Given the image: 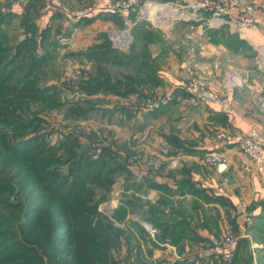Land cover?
Listing matches in <instances>:
<instances>
[{"label":"crops","instance_id":"0c3cea01","mask_svg":"<svg viewBox=\"0 0 264 264\" xmlns=\"http://www.w3.org/2000/svg\"><path fill=\"white\" fill-rule=\"evenodd\" d=\"M200 1L146 0L123 20L105 13L63 39L78 54L109 43L131 62L114 70L122 80L130 78L128 88L120 90L129 91V97L115 96L112 115L104 114L116 119L119 154L137 157L127 166L129 180L119 182L120 189L130 184L136 194L118 198V209L126 214L120 219L114 214L121 242L113 253L119 263L225 264L203 256L209 235L215 234L240 242L235 264H264V171L252 175L244 170L237 146L252 131L264 138V0H250L257 7V29L241 31L226 17L214 18ZM128 39L135 44L125 50ZM241 42L256 54L236 48ZM188 67L231 99V114L197 103L181 89ZM234 71L246 77L245 84L227 81ZM157 97L168 101L146 111L143 103ZM222 134L236 141L226 144ZM213 152L228 158L227 168L207 162ZM240 202L248 205L252 225L242 215L233 217ZM145 221L156 228L154 237Z\"/></svg>","mask_w":264,"mask_h":264},{"label":"rangeland","instance_id":"374dc122","mask_svg":"<svg viewBox=\"0 0 264 264\" xmlns=\"http://www.w3.org/2000/svg\"><path fill=\"white\" fill-rule=\"evenodd\" d=\"M63 1L80 10L114 0ZM76 21L51 11L46 0H0V36H4L0 39V264H56L53 251L65 254L72 248L69 229L64 228L77 215L95 213L92 226L114 228L118 198L136 196L130 184L120 189L119 182L129 180L127 166L137 157L119 154L116 119L104 116L112 115L117 94L93 89L97 69L102 67L113 82L118 81L120 74L114 70L129 67L128 58L111 56L104 64L71 51L63 39L82 25ZM234 36L239 42L238 34ZM23 44L28 47L21 51ZM241 44L235 47L256 54ZM107 46L90 50L102 53ZM33 55L47 60L37 71L26 69ZM235 71L227 81L245 84L246 77ZM149 100L143 103L145 110ZM102 158L114 159L108 169L118 162L126 165L125 172L108 177L112 180L108 186L97 182L94 172L99 171H86L88 164L106 163ZM49 223L57 226L58 233L45 236L42 226ZM113 252L110 258L115 260Z\"/></svg>","mask_w":264,"mask_h":264},{"label":"built area","instance_id":"2783aa9c","mask_svg":"<svg viewBox=\"0 0 264 264\" xmlns=\"http://www.w3.org/2000/svg\"><path fill=\"white\" fill-rule=\"evenodd\" d=\"M143 0H114L108 5L97 3L83 9H73L63 0H46L51 11L60 13L71 20H78L82 17H89L98 14H109L127 18L135 12ZM201 8L210 12L214 18L223 20L228 18V22L237 31L257 29V7L250 0H201ZM130 44V40H127ZM181 89L190 95L197 103L212 105L219 108L225 114L233 112V103L226 95L217 93L210 87L208 81L201 76L195 68L188 67L185 70L184 78L180 84ZM167 99L158 97L149 100L146 105L147 111H153ZM222 140L226 144L234 143L235 137L232 135L222 134ZM238 150L241 153L240 164L248 173L260 175L264 171V138L258 131H252L244 135L237 141ZM207 162L212 166L227 168L229 160L226 156L213 152L209 154ZM233 217L242 215L247 225L253 224V215L244 202L235 206ZM144 228L154 237L157 233L156 228L149 222H143ZM237 238L232 235L217 236L211 234L208 237V245L203 252V256L211 259H219L225 264H233L236 254ZM256 264V263H255Z\"/></svg>","mask_w":264,"mask_h":264},{"label":"trees","instance_id":"16d2710c","mask_svg":"<svg viewBox=\"0 0 264 264\" xmlns=\"http://www.w3.org/2000/svg\"><path fill=\"white\" fill-rule=\"evenodd\" d=\"M36 1V0H33ZM101 14L98 15H93V16H89V17H82L79 20H77L76 22H79L81 24H83V22H87L90 21L92 19L95 18H99ZM132 13L129 15L131 16ZM108 17H110L111 19H121L123 20L122 17L119 16H111L108 14ZM7 21V19H5V22ZM75 22V23H76ZM76 25V24H75ZM78 25V24H77ZM80 25V24H79ZM233 37H235L233 35ZM4 38V36H0V39ZM44 42V40H43ZM135 41L132 42V44L130 45V48L134 46ZM108 46L104 49V52H100L101 50H99L98 48H94L91 49L90 51H88L85 54H80V55H86V57L89 60H96L98 62H102L104 64H108L110 63V60L112 56V58L117 57V58H128L127 56H124L122 53H119L117 50H111L109 49L111 47V44L107 43ZM110 45V46H109ZM28 44L26 45H21L19 46V50L24 51L25 49H27ZM118 59V60H119ZM16 58H13L10 60V64H13L15 62ZM46 59L43 57H38L36 56H32L29 58V63L27 64L28 66L26 67L29 68L30 70L33 71H37L40 67H42L45 63H46ZM129 65H130V61L128 60ZM127 65V64H125ZM97 74L96 76H93L94 81H97V86L95 88H93L95 91L96 90H100L102 89L103 92H109V93H114L117 95H122V96H127L129 95V92H121V86L123 83H128L130 81V78H128V76H124V79L122 80L121 78H119L118 81H112V77L110 76L109 72L107 73V71H105L102 67H100L99 69L96 70ZM92 74V73H91ZM116 88H115V87ZM91 93V92H90ZM119 156V155H118ZM110 157V156H109ZM105 159L106 163H99L98 167L97 166H93L94 164H88L87 166V170L86 171H99V172H94L96 176L95 178L97 179V182L103 184L104 186H108L109 183H111V179H109L108 177H111L112 175L115 174H119L122 172H125L124 170L126 169V165L122 164L121 162H118V164H115L114 169H108L109 165L111 163H113L114 159L107 161V158H102ZM109 159V158H108ZM95 163V162H94ZM89 169V170H88ZM112 171V172H111ZM113 173V174H109ZM129 174V172H128ZM110 175V176H109ZM81 196L84 197V195L81 193ZM94 209V208H92ZM92 213V212H91ZM90 214V213H86V214H82L80 215V217L78 218L77 215V219H74L73 221H70L69 225L67 227H65L64 229H69V240L71 242V250H69V252H64L62 253L60 250H55L53 251L54 257L52 258L53 261H55L56 264H125L123 263H119L117 262V260H113L112 258H110V252L112 249L118 247L120 245L121 239H120V233L115 230L113 227H108L106 228V226H99L95 225L92 226V216L94 215ZM116 216L120 219L121 217H124L126 214L125 208H121L118 209V211L115 213ZM74 215V214H73ZM51 223V222H50ZM49 223V225L47 227H44V235L47 236L48 233L52 234L58 231H56L57 226L55 225H51ZM63 231V228H61L59 230ZM56 233L55 237H59V234ZM45 236L42 235L41 238H44ZM58 239V238H57ZM60 239V238H59ZM127 242H130V237L127 236ZM58 242V241H57ZM240 242L237 240V247H236V254L233 260V264H235V262L237 261L238 258V247ZM58 244V243H56ZM59 254V258L56 257V255ZM64 256L66 258H64ZM111 259V261H110ZM30 262V260H29ZM31 263V262H30ZM248 264V263H246Z\"/></svg>","mask_w":264,"mask_h":264}]
</instances>
